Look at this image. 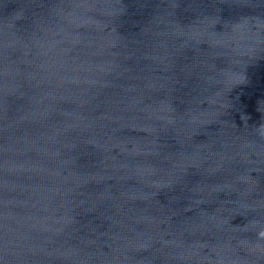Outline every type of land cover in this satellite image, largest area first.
Instances as JSON below:
<instances>
[{"label": "water", "instance_id": "obj_1", "mask_svg": "<svg viewBox=\"0 0 264 264\" xmlns=\"http://www.w3.org/2000/svg\"><path fill=\"white\" fill-rule=\"evenodd\" d=\"M0 264H264V0H0Z\"/></svg>", "mask_w": 264, "mask_h": 264}]
</instances>
